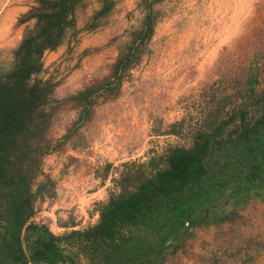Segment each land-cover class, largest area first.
Returning <instances> with one entry per match:
<instances>
[{"label":"rangeland","instance_id":"374dc122","mask_svg":"<svg viewBox=\"0 0 264 264\" xmlns=\"http://www.w3.org/2000/svg\"><path fill=\"white\" fill-rule=\"evenodd\" d=\"M43 2L0 0L1 71ZM66 16L27 80L47 85L31 218L53 232L93 222L125 162L186 144L204 107L234 99L246 75L264 82V0H79ZM261 177L187 224L158 264H264Z\"/></svg>","mask_w":264,"mask_h":264},{"label":"trees","instance_id":"16d2710c","mask_svg":"<svg viewBox=\"0 0 264 264\" xmlns=\"http://www.w3.org/2000/svg\"><path fill=\"white\" fill-rule=\"evenodd\" d=\"M78 1L30 6L27 15L40 23L16 48L15 64L0 70V264H158L188 225L264 177V82L257 87V72L246 75L234 99L204 107L186 144L125 162L93 222L53 232L31 218L47 85L27 80ZM144 25L146 32L147 14ZM178 129L171 124L169 132Z\"/></svg>","mask_w":264,"mask_h":264}]
</instances>
